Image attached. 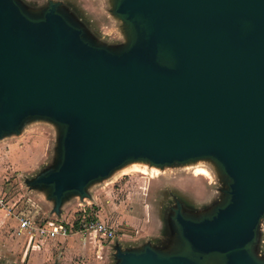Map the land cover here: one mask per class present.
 <instances>
[{"label": "water", "instance_id": "water-1", "mask_svg": "<svg viewBox=\"0 0 264 264\" xmlns=\"http://www.w3.org/2000/svg\"><path fill=\"white\" fill-rule=\"evenodd\" d=\"M114 13L119 49L90 41L58 1L0 0V139L36 117L58 128L55 163L27 180L53 202L44 216L66 221L65 201L129 162L211 158L224 201L197 216L177 204V251L115 244V264H264L251 249L264 215V0H115Z\"/></svg>", "mask_w": 264, "mask_h": 264}, {"label": "rangeland", "instance_id": "rangeland-1", "mask_svg": "<svg viewBox=\"0 0 264 264\" xmlns=\"http://www.w3.org/2000/svg\"><path fill=\"white\" fill-rule=\"evenodd\" d=\"M21 1L32 9H39L47 0ZM54 1L59 2V8L83 29L84 36L90 41L112 49L125 45L127 27L114 13L115 0ZM57 129L52 121L36 117L29 119L18 134L0 139V192L26 212L45 215V211L51 215L53 202L42 190L30 187L27 180L55 163ZM133 164L139 167L145 164L147 174L132 170ZM195 165L205 166L211 176H194L191 167ZM158 168L160 172L149 177L153 173L151 165L142 161L129 162L113 176L93 184L85 199L73 197L60 208V213H67L65 220L74 219L85 209L86 213L97 214L111 225L114 231L111 237H93V234L91 238L87 237L100 264L116 263L115 244L125 248L147 244L162 252L177 251L180 239L170 221L176 205L180 204L184 213L197 216L225 199V175L211 158ZM200 176L203 183L198 179ZM79 236L83 240L85 235ZM56 242L62 243L58 239ZM99 244L102 248H98ZM251 249L258 259L264 260V215ZM83 259L86 264L90 260L88 257ZM64 261L63 257L59 264L70 263Z\"/></svg>", "mask_w": 264, "mask_h": 264}, {"label": "crops", "instance_id": "crops-1", "mask_svg": "<svg viewBox=\"0 0 264 264\" xmlns=\"http://www.w3.org/2000/svg\"><path fill=\"white\" fill-rule=\"evenodd\" d=\"M1 211L3 216L0 217V263L48 264L54 260L59 249H61L60 258L63 259L64 257L67 263L70 262L69 264H86L85 259H83L85 257L90 259L87 264L101 263L98 261L95 249L91 248V241H87V237L91 238L93 235L86 234L82 240L79 236L80 233L76 232L66 237L58 236L53 239L42 240L36 244L35 241H30L25 233L17 232L16 221L13 216L0 208ZM57 239L62 243L58 244ZM54 248L55 251L53 252ZM98 248H102V245L99 244Z\"/></svg>", "mask_w": 264, "mask_h": 264}, {"label": "built area", "instance_id": "built-area-1", "mask_svg": "<svg viewBox=\"0 0 264 264\" xmlns=\"http://www.w3.org/2000/svg\"><path fill=\"white\" fill-rule=\"evenodd\" d=\"M0 208L14 217L17 232L25 233L30 241L36 244L46 239H53L58 236H67L72 233L81 235L93 234L95 237H111L114 231L111 225L107 224L97 214L91 215L83 209L72 220L56 222L47 219L41 212L32 214L15 206L4 194L0 192Z\"/></svg>", "mask_w": 264, "mask_h": 264}, {"label": "bare ground", "instance_id": "bare-ground-1", "mask_svg": "<svg viewBox=\"0 0 264 264\" xmlns=\"http://www.w3.org/2000/svg\"><path fill=\"white\" fill-rule=\"evenodd\" d=\"M145 166H146L145 164L142 167H139L138 165L133 164L132 170H136L141 173L147 174L148 171ZM191 168L193 169L194 176H199V175H204V176H209V177L211 176L209 170L205 166L195 165ZM152 171L153 173L150 176L156 175L158 171L160 172L159 168L155 166H152Z\"/></svg>", "mask_w": 264, "mask_h": 264}]
</instances>
